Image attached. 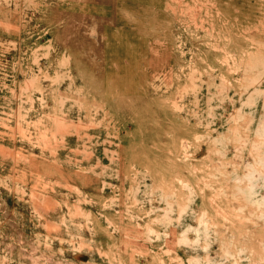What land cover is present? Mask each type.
<instances>
[{
  "label": "rangeland",
  "instance_id": "374dc122",
  "mask_svg": "<svg viewBox=\"0 0 264 264\" xmlns=\"http://www.w3.org/2000/svg\"><path fill=\"white\" fill-rule=\"evenodd\" d=\"M0 264H264V0H0Z\"/></svg>",
  "mask_w": 264,
  "mask_h": 264
}]
</instances>
